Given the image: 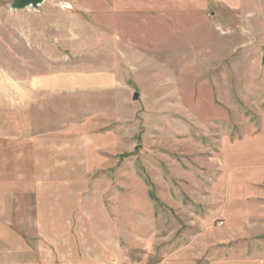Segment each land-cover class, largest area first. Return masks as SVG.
Listing matches in <instances>:
<instances>
[{
	"label": "rangeland",
	"instance_id": "1",
	"mask_svg": "<svg viewBox=\"0 0 264 264\" xmlns=\"http://www.w3.org/2000/svg\"><path fill=\"white\" fill-rule=\"evenodd\" d=\"M11 3L0 0V247L38 264L190 254L222 226L208 220L228 165L264 169V0Z\"/></svg>",
	"mask_w": 264,
	"mask_h": 264
},
{
	"label": "crops",
	"instance_id": "2",
	"mask_svg": "<svg viewBox=\"0 0 264 264\" xmlns=\"http://www.w3.org/2000/svg\"><path fill=\"white\" fill-rule=\"evenodd\" d=\"M220 204L216 217L209 218L208 225L212 226L217 218L222 226L210 228L213 233L197 234L190 254L184 251L158 264H264V169L228 165ZM0 226L8 232L7 223ZM36 253L24 246L14 251L1 244L0 264H9L10 255L18 258L15 264H24L25 258L26 264H38L31 260L39 256Z\"/></svg>",
	"mask_w": 264,
	"mask_h": 264
},
{
	"label": "water",
	"instance_id": "3",
	"mask_svg": "<svg viewBox=\"0 0 264 264\" xmlns=\"http://www.w3.org/2000/svg\"><path fill=\"white\" fill-rule=\"evenodd\" d=\"M48 0H12V3L10 4L9 8L13 11L17 10H38L40 7ZM263 63H264V55H263ZM139 98L138 94L134 95V100H137Z\"/></svg>",
	"mask_w": 264,
	"mask_h": 264
}]
</instances>
